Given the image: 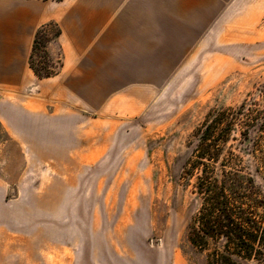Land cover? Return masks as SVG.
Segmentation results:
<instances>
[{
  "label": "rangeland",
  "instance_id": "374dc122",
  "mask_svg": "<svg viewBox=\"0 0 264 264\" xmlns=\"http://www.w3.org/2000/svg\"><path fill=\"white\" fill-rule=\"evenodd\" d=\"M57 32L40 28L20 92L0 87V264H207L188 238L200 200L182 167L212 108L246 101L264 119V0H226L160 80L113 88L98 106L48 90ZM257 133L229 143L264 194L247 145Z\"/></svg>",
  "mask_w": 264,
  "mask_h": 264
},
{
  "label": "crops",
  "instance_id": "0c3cea01",
  "mask_svg": "<svg viewBox=\"0 0 264 264\" xmlns=\"http://www.w3.org/2000/svg\"><path fill=\"white\" fill-rule=\"evenodd\" d=\"M224 5L226 0H0V87L17 93L32 80L36 33L54 24L58 33L48 49L60 52L63 63L48 90L73 87L98 106L113 88L160 80ZM168 50L176 51L168 58Z\"/></svg>",
  "mask_w": 264,
  "mask_h": 264
},
{
  "label": "trees",
  "instance_id": "16d2710c",
  "mask_svg": "<svg viewBox=\"0 0 264 264\" xmlns=\"http://www.w3.org/2000/svg\"><path fill=\"white\" fill-rule=\"evenodd\" d=\"M39 33L40 29L36 37ZM258 114L246 101L212 108L196 129V140L183 164L182 176L194 179L193 191L200 200L188 238L205 254L207 264L264 260V194L247 172L243 154L229 143L238 139L237 129L241 138L250 139L257 128L247 145L259 161L257 168L264 169V119L258 125Z\"/></svg>",
  "mask_w": 264,
  "mask_h": 264
},
{
  "label": "bare ground",
  "instance_id": "6f19581e",
  "mask_svg": "<svg viewBox=\"0 0 264 264\" xmlns=\"http://www.w3.org/2000/svg\"><path fill=\"white\" fill-rule=\"evenodd\" d=\"M50 84H51V82H50ZM50 84H48V85L50 86ZM48 85H47V86H48ZM49 86H48V87H49ZM177 259H178V257H177ZM177 259H176V260H177ZM178 260H179V259H178Z\"/></svg>",
  "mask_w": 264,
  "mask_h": 264
}]
</instances>
